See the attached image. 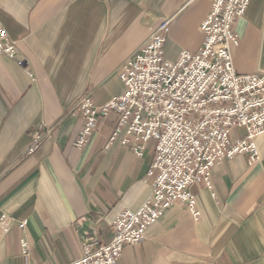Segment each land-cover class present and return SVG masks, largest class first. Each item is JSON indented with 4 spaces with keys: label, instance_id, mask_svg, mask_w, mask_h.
Instances as JSON below:
<instances>
[{
    "label": "crops",
    "instance_id": "0c3cea01",
    "mask_svg": "<svg viewBox=\"0 0 264 264\" xmlns=\"http://www.w3.org/2000/svg\"><path fill=\"white\" fill-rule=\"evenodd\" d=\"M213 2L1 0L17 53L0 57V218L10 225L0 232V264H69L89 241L112 239L122 209L141 206L151 192L144 179L155 141L140 157L136 143H122L124 132L111 141L112 112L78 147L82 113L72 108L87 93L102 105L122 92V65L166 18V57L198 51ZM234 30L236 70L264 74V0H251ZM36 135L41 142L29 153ZM255 140L259 159H224L212 169L211 186L191 187L198 219L185 203L172 205L144 239L125 245L117 264H264V133Z\"/></svg>",
    "mask_w": 264,
    "mask_h": 264
},
{
    "label": "built area",
    "instance_id": "2783aa9c",
    "mask_svg": "<svg viewBox=\"0 0 264 264\" xmlns=\"http://www.w3.org/2000/svg\"><path fill=\"white\" fill-rule=\"evenodd\" d=\"M250 3L214 0L201 25V47L195 52L183 50L177 60L166 57L172 19H164L122 65V92L102 105L87 93L73 106L83 120L76 146L86 144L100 117L116 112L111 141L124 132L122 143H136L132 150L137 156H143L150 140L155 141L156 153L144 179L151 187L145 201L137 209L120 211L109 242L89 241L83 254L69 264H117L125 245L144 239L147 228L172 205L185 203L194 219L201 216L191 187L201 182L211 186L216 164L241 153L252 162L259 159L255 139L264 133V74L238 72L232 54L239 43L234 25ZM16 53V41L9 37L0 15V57L16 59ZM238 129L245 133L235 136ZM41 139L35 136L29 153ZM9 227L7 216L1 215L0 232ZM22 246L28 253L27 245Z\"/></svg>",
    "mask_w": 264,
    "mask_h": 264
}]
</instances>
